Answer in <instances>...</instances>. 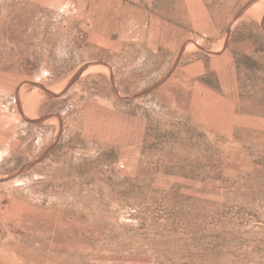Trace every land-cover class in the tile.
Returning <instances> with one entry per match:
<instances>
[{
    "label": "rangeland",
    "instance_id": "1",
    "mask_svg": "<svg viewBox=\"0 0 264 264\" xmlns=\"http://www.w3.org/2000/svg\"><path fill=\"white\" fill-rule=\"evenodd\" d=\"M0 264H264V0H0Z\"/></svg>",
    "mask_w": 264,
    "mask_h": 264
}]
</instances>
